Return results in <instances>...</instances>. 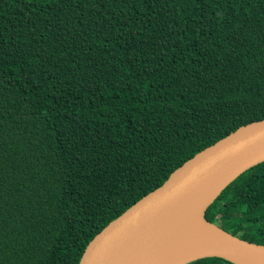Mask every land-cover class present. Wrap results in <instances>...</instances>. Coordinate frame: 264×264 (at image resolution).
Here are the masks:
<instances>
[{
    "label": "trees",
    "instance_id": "16d2710c",
    "mask_svg": "<svg viewBox=\"0 0 264 264\" xmlns=\"http://www.w3.org/2000/svg\"><path fill=\"white\" fill-rule=\"evenodd\" d=\"M262 120L264 0H0V264H78L182 164ZM203 218L264 246V163Z\"/></svg>",
    "mask_w": 264,
    "mask_h": 264
},
{
    "label": "water",
    "instance_id": "95a60500",
    "mask_svg": "<svg viewBox=\"0 0 264 264\" xmlns=\"http://www.w3.org/2000/svg\"><path fill=\"white\" fill-rule=\"evenodd\" d=\"M264 163V120L238 128L176 169L168 179L111 221L86 246L78 264H193L222 259L264 264V246L205 223L214 234L192 229L238 177Z\"/></svg>",
    "mask_w": 264,
    "mask_h": 264
},
{
    "label": "bare ground",
    "instance_id": "6f19581e",
    "mask_svg": "<svg viewBox=\"0 0 264 264\" xmlns=\"http://www.w3.org/2000/svg\"><path fill=\"white\" fill-rule=\"evenodd\" d=\"M192 229L196 233H200L203 236H210L214 234V229L208 226L203 218V209L200 210L192 222Z\"/></svg>",
    "mask_w": 264,
    "mask_h": 264
},
{
    "label": "rangeland",
    "instance_id": "374dc122",
    "mask_svg": "<svg viewBox=\"0 0 264 264\" xmlns=\"http://www.w3.org/2000/svg\"><path fill=\"white\" fill-rule=\"evenodd\" d=\"M214 225V224H213ZM216 226V225H215ZM217 227V226H216ZM219 228V227H218Z\"/></svg>",
    "mask_w": 264,
    "mask_h": 264
}]
</instances>
